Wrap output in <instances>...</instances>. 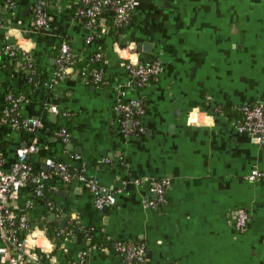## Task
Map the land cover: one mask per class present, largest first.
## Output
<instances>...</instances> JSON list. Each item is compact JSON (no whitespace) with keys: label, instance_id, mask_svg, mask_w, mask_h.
Wrapping results in <instances>:
<instances>
[{"label":"crops","instance_id":"0c3cea01","mask_svg":"<svg viewBox=\"0 0 264 264\" xmlns=\"http://www.w3.org/2000/svg\"><path fill=\"white\" fill-rule=\"evenodd\" d=\"M37 1L47 7L42 29L32 21ZM75 4L0 0V48L16 47L35 65L27 75L0 52V170L9 171L16 150L32 145L34 170L46 171L48 160L82 169L112 203L98 210L82 184L64 186L52 176L43 198L23 185L8 196L7 207L61 226L73 220L107 241L141 243L143 264H264V146L238 131L233 120L212 113L215 106L238 109L264 100V0H137L121 28L112 29L105 12L103 30L77 21L70 12ZM144 42L152 44L150 54L136 50ZM62 43L82 60L99 50L108 85H86L76 73L57 78ZM156 60L163 68L155 80L127 87L126 63ZM37 79L42 83H30ZM11 92L26 96L16 116L28 124L38 120L33 131L2 123ZM120 96L143 102V133L124 135L114 111ZM254 171L261 176L251 182ZM134 179L167 180L164 202L145 208L148 186H135ZM46 200L58 215L49 214ZM238 209L249 216L243 233L234 227ZM38 235L40 263L71 264L66 259L74 261L83 251L84 264H125L107 249L75 239L59 249ZM0 264H7L1 255Z\"/></svg>","mask_w":264,"mask_h":264},{"label":"built area","instance_id":"2783aa9c","mask_svg":"<svg viewBox=\"0 0 264 264\" xmlns=\"http://www.w3.org/2000/svg\"><path fill=\"white\" fill-rule=\"evenodd\" d=\"M12 4V0H7ZM79 8L76 10L74 18L82 21L91 29H108L102 24V14L109 13L112 16V29H118L124 26L129 16L137 4V0H77ZM46 3L38 1L32 9L33 24L36 28L42 29L47 27V21L44 15ZM4 27V20L0 11V29ZM11 45H5L0 48L11 57L13 52ZM74 54L66 43H62L59 49V55L56 60L57 69L55 76L60 78L68 73H78L73 67ZM100 52L95 54L96 59H100ZM12 58V57H11ZM128 73L127 87L144 86L150 81L155 80L162 71V62L159 60L151 64L142 63L124 65ZM90 85L100 84V87L108 85L104 78L102 70L92 72ZM89 72L85 70L82 73V80L87 81ZM27 98L24 94L9 93L7 95L6 105L2 112V123H11L12 127L17 126L16 121H10L8 118L13 114L17 115L18 110L25 104ZM52 112L56 108L49 106ZM114 111L121 119L122 131L125 136L130 134H140L144 132L141 124V118L144 115V109L139 100H123L120 96L114 106ZM242 118L236 122L235 127L238 131L246 133L255 144L264 146V100H260L251 105H244L241 108ZM135 117V118H134ZM134 118V119H133ZM27 125V131H33L39 126L38 120L31 121ZM60 136L65 140L66 135L61 133ZM35 151L34 146L19 148L16 150L15 162L11 165L9 171L0 170V255L5 257L7 264H50L49 262L40 263L35 258V251L39 248L37 244L38 233L46 237L43 229L35 227L30 228L27 222V216L24 213L14 214L6 204L8 196L17 191L21 186L26 185L34 198H43L45 196V184L52 176L60 178L64 186H68L72 181L82 184L93 196L96 209L100 210L105 204L112 203L111 196L99 187L96 179L87 177L82 169H72L68 165L48 160L46 162V171L34 170L29 161V156ZM261 174L254 171L248 180L253 182L260 178ZM132 183L135 186L147 184L149 197L144 199V207L157 209L164 202V190L169 185L167 180H146L134 179ZM155 195L156 198L151 196ZM31 203L28 204L30 207ZM48 212L57 211L55 203L51 200L45 201ZM249 216L243 209L236 211L234 227L238 233L245 232ZM37 234V235H36ZM39 236V235H38ZM47 238V237H46ZM114 253L119 256L125 264H143L145 262V246L141 243H127L121 241L113 242ZM85 252L81 251L71 264L84 263Z\"/></svg>","mask_w":264,"mask_h":264},{"label":"trees","instance_id":"16d2710c","mask_svg":"<svg viewBox=\"0 0 264 264\" xmlns=\"http://www.w3.org/2000/svg\"><path fill=\"white\" fill-rule=\"evenodd\" d=\"M78 8H79L78 4H75L71 7L70 12H71L72 16L75 15L76 10ZM46 11L47 10L45 9L44 15H45ZM103 14H102V16H103ZM11 50L13 52V56H11V57H12V60H13L15 65L18 64V67L22 71H25V72L26 71L27 72L35 71L34 62H32L29 59V57H27V54H25L24 52H22L20 49H18L16 47H11ZM98 52H99V50H97V49L89 51L87 57L84 60L74 56L73 67L78 72L77 76L79 78H82V73L85 70H87L89 72V75L87 77V81H83L86 85H90V83H88V82H90L92 80V74L91 73L95 72V71L97 72V71L102 70L103 65L105 63V59L103 56L100 59L95 58V54ZM58 55H59V51H58ZM57 58H58V56H57ZM57 58H56V60H57ZM57 67L58 66H57V62H56L55 70L57 69ZM28 77H30V76H28ZM30 83L32 85L38 84V83L41 84L42 81L37 79L36 81H34V82L31 81ZM99 85L100 84H94L93 86L94 87H100ZM138 87L139 86H136V88H138ZM246 104L251 105L253 103L248 102ZM141 106L144 109L143 102H142ZM241 108H242V106L238 109H224V108H221L219 106H215L212 110V113H214L216 115H224V116H226V118L229 121L233 120L234 122H238L242 118ZM8 119L10 121H16L17 122L16 130H18L19 132H22L28 128L27 125L23 124V120L21 118L15 116L13 114ZM50 213L58 215V212H56V210L49 212V214ZM27 222H28V225L30 228L38 227L40 229H43L45 231L47 239L56 248L60 249L65 240H74L75 239L77 241V243L84 242L88 248L99 247L102 249H107L108 251H111L114 253V250H113V242L114 241H107L104 237L97 235L93 230L83 228L73 220H68L63 226H61L60 222H58V221L48 222V220H46V219L42 220V221H36V219L29 217V215H28ZM66 260L70 261V263L73 262L69 258H67ZM84 263H82V264H84Z\"/></svg>","mask_w":264,"mask_h":264},{"label":"water","instance_id":"95a60500","mask_svg":"<svg viewBox=\"0 0 264 264\" xmlns=\"http://www.w3.org/2000/svg\"><path fill=\"white\" fill-rule=\"evenodd\" d=\"M136 50L138 52H143V53H147V54H150L152 52V44L148 43V42H144L142 44H138L136 46ZM31 72H27V75H30ZM36 79V78H34ZM51 119L54 121V118H55V115H50ZM31 123V122H30ZM29 123V125H30ZM64 225V222H62V226Z\"/></svg>","mask_w":264,"mask_h":264}]
</instances>
